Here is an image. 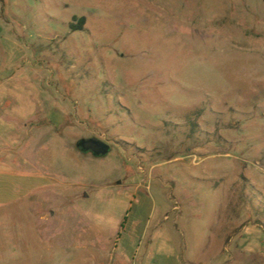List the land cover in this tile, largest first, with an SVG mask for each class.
I'll return each instance as SVG.
<instances>
[{"label": "rangeland", "instance_id": "obj_1", "mask_svg": "<svg viewBox=\"0 0 264 264\" xmlns=\"http://www.w3.org/2000/svg\"><path fill=\"white\" fill-rule=\"evenodd\" d=\"M0 264H264V0H0Z\"/></svg>", "mask_w": 264, "mask_h": 264}, {"label": "water", "instance_id": "obj_2", "mask_svg": "<svg viewBox=\"0 0 264 264\" xmlns=\"http://www.w3.org/2000/svg\"><path fill=\"white\" fill-rule=\"evenodd\" d=\"M78 145L84 151L91 150L95 156H103L109 150L107 142L95 138L81 139L78 141Z\"/></svg>", "mask_w": 264, "mask_h": 264}, {"label": "trees", "instance_id": "obj_3", "mask_svg": "<svg viewBox=\"0 0 264 264\" xmlns=\"http://www.w3.org/2000/svg\"><path fill=\"white\" fill-rule=\"evenodd\" d=\"M72 21H75V23L70 22L69 23L70 28L72 29L82 28L84 23V17L72 16Z\"/></svg>", "mask_w": 264, "mask_h": 264}, {"label": "flooded vegetation", "instance_id": "obj_4", "mask_svg": "<svg viewBox=\"0 0 264 264\" xmlns=\"http://www.w3.org/2000/svg\"><path fill=\"white\" fill-rule=\"evenodd\" d=\"M91 138H93V137H91ZM95 139H97V138H95ZM76 145L79 146V145H78V141H77ZM87 151L91 152V150H87ZM91 153H92V152H91ZM92 154H93V153H92ZM94 156H95V155H94ZM99 156H100V155H99ZM99 156H96V157H99Z\"/></svg>", "mask_w": 264, "mask_h": 264}]
</instances>
